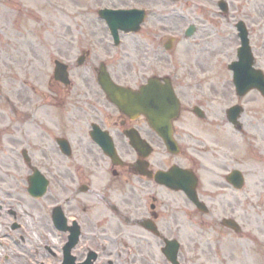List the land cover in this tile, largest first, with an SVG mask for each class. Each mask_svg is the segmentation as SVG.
Listing matches in <instances>:
<instances>
[{
	"label": "flooded vegetation",
	"instance_id": "af4514ba",
	"mask_svg": "<svg viewBox=\"0 0 264 264\" xmlns=\"http://www.w3.org/2000/svg\"><path fill=\"white\" fill-rule=\"evenodd\" d=\"M93 58L101 59L63 57L72 74L70 85L52 77L47 85L13 89L2 103L6 109L0 108V264H103L94 230L87 228L82 214L91 201L100 203L99 208L108 214L105 227L94 222L97 229L117 223L114 219L133 223L142 231L131 239L139 246L150 245L158 254L152 252L150 260L172 264L164 251L175 252V217L170 208L164 212L163 207L177 195L192 205L202 237L214 234L222 243H239L223 251L219 247L198 251L197 261L248 264L257 252L246 243L264 248V98L254 92L261 96L263 107L248 117L247 99L252 93L238 98L232 91L235 103L214 117V101L203 98L194 105L196 87L185 85L189 75L171 76L181 110L172 121V138L178 148L170 151L158 126H151L153 110L126 113L125 104L112 103L98 84L97 67L106 61L114 82L125 88V50L113 65L112 57H104L88 71ZM77 70L84 73L80 75L84 85L75 81ZM91 72L92 86L86 81ZM143 81L133 88L147 82ZM233 106L243 108L236 122L227 115ZM176 168L186 171L195 185V196L208 210L158 181L162 176L173 179ZM235 172L244 175L243 190L233 182ZM35 173L48 184L45 196L37 199L27 188ZM146 198L152 203L150 210L141 209L132 222L133 206ZM130 205L133 215H125V206ZM55 219L62 222L59 227ZM225 219L238 223L241 232L224 225ZM180 250V264L192 263ZM116 251L103 256L104 264H120ZM135 253V262L142 264L143 254L138 249ZM114 256L117 261H110Z\"/></svg>",
	"mask_w": 264,
	"mask_h": 264
},
{
	"label": "rangeland",
	"instance_id": "374dc122",
	"mask_svg": "<svg viewBox=\"0 0 264 264\" xmlns=\"http://www.w3.org/2000/svg\"><path fill=\"white\" fill-rule=\"evenodd\" d=\"M219 1L0 0V88L3 92V96L0 92V108L6 109L2 103L7 100L6 97L11 96L13 89L20 91L23 86L31 83L35 86L47 85L53 74L52 57L62 60L63 57H79L90 52V57L101 58L92 59L94 64L90 65L88 71H93L104 57H112L109 60L113 65L116 59L120 60L123 57L124 49L126 84L136 87L153 74L158 76L178 74L180 79L189 75L185 78V85L196 87L193 90L194 105L203 98L211 101L214 98L217 104L211 111L216 117L221 113V109L235 103L231 96V92L234 93V86L228 65L237 60L240 40L235 24L240 16L248 20L246 24L256 56V66L264 69V0H227L230 6L228 19L221 14ZM104 8L147 9L148 18L140 33L125 36V48L117 49L113 45L107 25L98 18L97 12ZM190 25H195L197 32L187 39L183 34ZM169 35L178 37L180 41L176 50L167 54L159 43L163 37ZM117 67L119 70L122 69L121 66ZM79 72L80 70H77V74L75 73V81L84 85L80 77L84 73ZM86 81L88 85H93V72L88 75ZM221 94L226 103L220 105L222 100L218 99ZM247 101V113L250 117L262 106V98L258 93H253ZM8 111L10 110L8 109L7 113ZM181 198L177 195L172 202L165 201L166 207H163V210L166 212L170 208L174 214L175 225L172 228L174 236L176 235L183 244L185 255L193 260L189 264H212L208 259L197 261L198 251H208L214 247H219L223 251L230 244L239 247V243L234 241L222 243L214 234L202 237L198 232L201 228L197 226V217L192 205L187 199ZM151 204L147 198L137 201L133 206L134 215L131 212V205L125 206V215H133L131 216L133 222V217H139L141 209L150 210ZM100 205L95 201L88 202L82 214H85L87 228L94 230L99 251L103 254L102 263L107 262L103 260V256L106 257V254L117 250L120 264H139L134 259L135 249H138L143 254V258L140 259L142 264H155L150 260L152 252L158 255L155 250L148 244L139 246L135 243L136 240L131 239L132 234H138L139 230L141 233L142 229L139 226L134 227L133 223L128 224L112 218L117 223H111L105 229L95 227L94 222H102V227H105L107 222L108 214L105 213V209L99 208ZM29 206H32L31 202ZM32 208L35 210L36 206ZM190 213L193 214L192 220ZM98 215L101 217L96 220ZM243 215L246 216L247 213ZM125 237L129 242H126ZM127 243L130 245L129 249ZM246 246H253L257 252L249 258L248 264H264V255L261 254L264 248H260L261 244L246 243ZM109 249L111 250L108 251ZM236 262L243 264L240 260ZM215 264L220 263L216 261Z\"/></svg>",
	"mask_w": 264,
	"mask_h": 264
},
{
	"label": "water",
	"instance_id": "95a60500",
	"mask_svg": "<svg viewBox=\"0 0 264 264\" xmlns=\"http://www.w3.org/2000/svg\"><path fill=\"white\" fill-rule=\"evenodd\" d=\"M221 8L226 10L225 4L221 3ZM100 15L102 18L107 20L110 25L111 31L114 35L116 43L119 42V31H125L126 33L137 32L140 29V24L143 22L144 13L140 11H110L105 10L101 11ZM243 25H240V28ZM194 32V27L189 30L187 36L192 35ZM242 38L244 37V47L240 51V63H238L239 67L234 66V70L236 72V83L239 88L244 89L247 88H263V80L259 75H255L251 73L250 70V62L252 59L251 51L248 47V42L246 40L247 33L242 28ZM175 38H168L164 43L169 51L175 48L176 44ZM250 55V56H249ZM236 67V68H235ZM62 70H59V73ZM100 84L103 86L105 91L108 93H113L112 98L113 101L122 105V103L116 99V94L119 93L120 90L114 88L113 84L110 82L107 74H101L99 77ZM152 85V86H150ZM147 88L142 89L139 92H134L130 89H125V112H137L140 108H145L147 104L150 102L152 105L147 106L149 109H153L154 112V120L155 125L158 126L160 132L166 136L169 131V123L170 119L174 118L177 114L178 107L175 101V96L170 89H161L157 87V83L154 82L150 84ZM245 91H241L243 94ZM156 97L153 101L152 97ZM143 110V109H141ZM157 117L160 120L159 124L157 122ZM180 185L178 184V189ZM191 185H189L190 187ZM191 190V187H190Z\"/></svg>",
	"mask_w": 264,
	"mask_h": 264
}]
</instances>
